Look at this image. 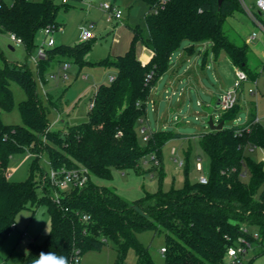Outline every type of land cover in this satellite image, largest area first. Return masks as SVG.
I'll use <instances>...</instances> for the list:
<instances>
[{
    "label": "trees",
    "instance_id": "1",
    "mask_svg": "<svg viewBox=\"0 0 264 264\" xmlns=\"http://www.w3.org/2000/svg\"><path fill=\"white\" fill-rule=\"evenodd\" d=\"M143 1L147 5L145 27L131 28L130 46L122 55L100 61L102 65L111 61L109 66L116 69L114 80L98 86L87 121L65 131L50 128L48 106L39 98L27 69L10 64L0 49V244L22 209L45 205L50 216L49 234L42 243L29 245L20 264H34L41 252L80 264L87 249H101L107 243L117 253V264H122L129 248L135 251L137 264H155L148 247L137 238L148 229L165 235V264H233L229 248L243 245V240L264 242V191L255 199L256 190L264 184V162L247 155V150L264 149V122L254 121L253 102L248 127L224 126L235 117L237 102L220 114L221 129L199 134V145L209 159L206 183L186 178L181 187L164 190L159 182L156 191H144L127 201L94 180H110L114 170L139 172L148 156L160 165L164 144L181 136L146 129L142 144L138 130L140 120H146L152 88L168 70L170 57L183 40L191 43L190 53L195 51V43L210 42L215 55L224 51L234 67L246 71L249 80L264 71L263 63L261 72L249 70L248 43L238 42L226 30L227 19L242 11L240 0H223L220 6L217 0ZM57 11L54 0H0V31L15 35L31 50L39 30L59 28ZM138 40L152 53L145 64L137 55ZM91 44L89 39L48 47L46 58L59 54L65 55L61 61L81 63ZM46 67L39 60L41 77ZM149 73L152 77L147 80ZM11 81L22 86L26 95L18 104L21 124H7L1 118V111H10L14 105ZM44 151L51 168L84 167L90 174L83 187L61 193L59 203L52 198L55 187L44 178L46 172L40 165ZM25 152L30 154L28 175L21 181L11 180V158ZM83 215L88 221L82 220ZM247 226L255 227L256 238ZM244 253L234 261L242 262Z\"/></svg>",
    "mask_w": 264,
    "mask_h": 264
},
{
    "label": "rangeland",
    "instance_id": "2",
    "mask_svg": "<svg viewBox=\"0 0 264 264\" xmlns=\"http://www.w3.org/2000/svg\"><path fill=\"white\" fill-rule=\"evenodd\" d=\"M54 2L58 4L56 20L62 25L61 29L51 33L57 45H74L81 42L82 26L92 25L91 48L83 57V62L69 60L70 68L67 71V78L64 77L65 72L62 69L64 61H61L65 59V55L53 54L49 58L38 56V50L46 47L47 39L42 30L36 33L35 44L31 50H28L23 43L14 41L8 32L0 31V49L10 64H17L27 69L35 82L39 98L48 106L51 129L65 131L69 126L87 121L90 103L95 98L98 86L101 83H109V75L116 72L113 66H109L110 60H106L105 65L100 64V61L105 58L116 59L124 53L130 43L131 28L137 25L145 27L144 16L147 5L143 0H103L104 3H112L113 7L127 12V15H123L120 20L115 18L109 20L107 13L101 10L94 0H66L65 3L62 0H54ZM244 2L264 25V17L257 14L254 0H244ZM240 5L242 11L236 12L227 19L226 30L241 43L246 41L252 31L259 33L260 29L242 4ZM189 43L188 40L182 41L179 51L174 52L171 57V66L176 63L180 52ZM141 45L138 40L137 53H140ZM248 45V66L251 70L264 60V33H259L257 38ZM194 49L191 56L184 58L178 64L176 71L178 80L183 82L177 86L178 90L182 89L180 95L179 91L172 95V87L167 84L171 75L169 70L152 88L153 98L159 104L157 113L147 108L146 116L150 124V128L146 127L147 131L158 130L160 122L166 119L168 125L163 130L181 134L180 137L172 138L164 144L160 165L157 166L155 160H151L148 156L139 172L133 169L114 170L110 180L94 178L98 184L111 187L127 201L139 198L144 191H156L159 182L164 190H168L172 186L181 187L186 178L195 181L201 175L207 176L209 159L199 145V134L209 129L207 121L210 116L215 123H218L221 114L218 99L224 91L233 86L235 72L226 53L221 51L215 55L210 42L195 43ZM42 59L47 67L41 77L38 62ZM263 82L264 71L258 77L259 93H249L247 88L251 84L244 85L238 99V111L231 121L225 122V127H245L251 113L252 102L255 104L259 121L264 122ZM10 87L14 105L10 111H1V118L7 124H21L18 104L26 98V95L17 82L11 81ZM185 115L188 121L183 120ZM177 118L178 120H175ZM138 135L140 142L145 144L139 130ZM247 155L253 160L264 162L262 148L247 150ZM39 161L45 172H48L50 163L47 152L42 153ZM198 161L202 165L201 171L196 169ZM29 162L28 152L14 155L8 168L10 179L14 181L26 179ZM155 166L157 167L149 170ZM247 178L246 175L245 179ZM247 228L251 234L258 236L255 227L247 226ZM49 231L50 216L45 205L28 207L19 211L14 228L0 244V264H20L29 245L42 243ZM137 238L148 247L149 255L155 264H165L162 253L165 247L163 232L155 234L148 229L139 232ZM116 258L117 253L113 245L107 243L101 249H87L80 256L79 262L80 264H117ZM241 260L243 264H264V242H251L245 253L241 255ZM122 264H137V256L132 248L128 249Z\"/></svg>",
    "mask_w": 264,
    "mask_h": 264
},
{
    "label": "built area",
    "instance_id": "3",
    "mask_svg": "<svg viewBox=\"0 0 264 264\" xmlns=\"http://www.w3.org/2000/svg\"><path fill=\"white\" fill-rule=\"evenodd\" d=\"M62 2L65 3L66 0H62ZM240 2L242 4V6L244 7L245 11L249 14L251 19L253 20V22L259 27V29H260L259 33H264V25L260 22V20H258L256 13H253L252 10H250L249 6H247L245 4L244 0H240ZM100 6L107 13L109 20L112 18L120 20L123 16V12L120 11L119 9L113 7L112 3L105 2V3H101ZM254 7L256 8L257 14L259 16L264 17V0H254ZM91 27H92V25H88L86 27H83V31L81 34L82 41L89 40L93 37V34L91 33ZM54 30H55L54 27H51V26H46L42 29L47 40H46V47H41L38 50V56L40 58L46 57V49L48 47L54 46V39L51 36V33ZM259 33H257L256 31H252V33L246 38V42L248 44L252 43V41L255 38H257ZM11 38L14 41H16L17 43H22L21 39L17 38L13 34H11ZM69 67H70V62H64V64L62 65V69L65 72V74H64L65 78L68 77L67 71L69 70ZM234 72H235V80H234L233 86L230 89L224 91L218 99V104L220 106V112L221 113L231 109L232 107H234V105L238 102L239 95L243 91L244 85L246 83L251 84V86H249L247 88V91L249 93H251V94L252 93H255V94L259 93V89L257 86L258 78H255L254 80H249V77H248V74L246 73V71L239 68V67H234ZM151 77H152V73H149L147 75V80L151 79ZM114 78H115L114 75H109V82L113 81ZM262 89L264 90V82L262 84ZM172 94H174V91L172 92ZM180 94L181 93L179 92V95ZM92 104L93 103H90V107L92 106ZM175 120H178V118ZM254 121L255 122L259 121V118L256 116ZM140 122H141V126H142L140 128V131L142 134H144V139H146V137H147L145 135L146 127L144 126L145 120L141 119ZM246 127H248V125H246ZM118 134H120V132ZM196 169L200 170V171L202 170L201 162L198 161L196 163ZM44 178H46V180H48L50 182V184L55 187L52 198L57 203H59L60 202L59 196L61 195V193L69 191L71 188L83 187L84 185H86V183L90 179V174H89L88 170L84 167H77V168H73V169H60V170H56V169H53L50 167V170L48 172H46ZM198 180L201 183H206V181H207L206 176H204V175H201ZM82 220L88 221V216L83 215ZM244 231H246V230L244 229ZM253 236L255 238L257 237V235H253ZM249 246H250V242L247 240H243V245L238 246V247L229 248L227 251V254H228V258L230 259V262L233 264L242 263L239 261L235 262L234 259L238 256V254L246 251L247 250L246 248H248ZM164 250L165 249L163 248L162 253H164Z\"/></svg>",
    "mask_w": 264,
    "mask_h": 264
},
{
    "label": "crops",
    "instance_id": "4",
    "mask_svg": "<svg viewBox=\"0 0 264 264\" xmlns=\"http://www.w3.org/2000/svg\"><path fill=\"white\" fill-rule=\"evenodd\" d=\"M95 1V3H96V5H98V7L101 9V10H103V8L100 6V4L101 3H104L103 2V0H94ZM253 4H254V2H253ZM104 11V10H103ZM126 15H127V12H126ZM125 16V15H124ZM60 23V22H59ZM86 26H88V25H83L82 27H86ZM62 28V25H61V23H60V26H59V29H61ZM131 31V39H132V30H130ZM131 39H130V42H131ZM181 44H182V42H181ZM55 45H57L56 44V42L54 41V46ZM191 45V43H189V45L188 46H186V47H184V49L180 52V54H179V56H178V58H177V61H176V63L174 64L173 63V65L171 66V65H169V68H168V70L170 71V78L168 79V82H167V84H169V86L170 87H172L171 88V92H173L174 91V94L177 92V91H179V92H182L181 90L182 89H180V90H178L177 89V86H179L180 84H182L183 82H181L180 80H178V75H177V69H178V64L181 62V61H183L184 60V58H188L189 56H191L193 53H190L189 52V46ZM129 46H130V43H129ZM129 46L127 47V49L129 48ZM181 46V45H180ZM126 49V50H127ZM179 49H180V47L178 48V50H176L175 52H177V51H179ZM125 50V51H126ZM124 51V52H125ZM151 51L148 49V48H146L145 46H143V45H141V50H140V53H137V55H138V58L140 59V61L143 63V64H145V63H147L149 60H150V58H151ZM173 55V54H172ZM172 55H171V57H172ZM263 56H264V54H263ZM171 57H170V62H171ZM264 64V60L256 67V69L258 70V72L260 71H262L263 69H262V67H263V65H261V64ZM177 66V67H176ZM70 68V67H69ZM167 70V71H168ZM166 71V72H167ZM168 71V72H169ZM111 75H114V74H111ZM84 77V76H83ZM86 77V76H85ZM84 77V78H85ZM162 77V76H161ZM166 84V85H167ZM153 90V89H152ZM166 91H167V88H166ZM178 92V93H179ZM152 93H153V91H151V94H150V97H149V99H148V101H149V103H148V101H147V103H148V105H147V108L149 107V108H151L152 110H154V112H158V104H159V102L158 101H156V99H154L153 97V95H152ZM173 95V94H172ZM178 100V99H177ZM148 111V110H147ZM167 118L169 117L168 116V113H167V116H166ZM186 117V118H185ZM185 117H184V119L183 120H185V121H188V118H187V115H185ZM172 119V118H171ZM168 122H166V119H163L161 122H160V124L158 125V128L160 129H166V126L168 125L167 124ZM148 125V126H147ZM160 125H162V127H160ZM144 126L145 127H148V128H150V124L148 123V119H147V116H146V120H145V122H144ZM50 128H51V125H50ZM147 129V128H146ZM158 129V130H159Z\"/></svg>",
    "mask_w": 264,
    "mask_h": 264
},
{
    "label": "water",
    "instance_id": "5",
    "mask_svg": "<svg viewBox=\"0 0 264 264\" xmlns=\"http://www.w3.org/2000/svg\"><path fill=\"white\" fill-rule=\"evenodd\" d=\"M218 1V5L220 6L222 4L223 0H217ZM123 15H126V12H123ZM223 121H220L218 123H214L212 116L209 117L207 124L209 127V130H218L221 129L223 127ZM264 191V184H261L258 189L256 190V194H255V199L258 200L260 199L262 193Z\"/></svg>",
    "mask_w": 264,
    "mask_h": 264
},
{
    "label": "clouds",
    "instance_id": "6",
    "mask_svg": "<svg viewBox=\"0 0 264 264\" xmlns=\"http://www.w3.org/2000/svg\"><path fill=\"white\" fill-rule=\"evenodd\" d=\"M34 264H68L64 257H55L51 254L40 253V258Z\"/></svg>",
    "mask_w": 264,
    "mask_h": 264
}]
</instances>
